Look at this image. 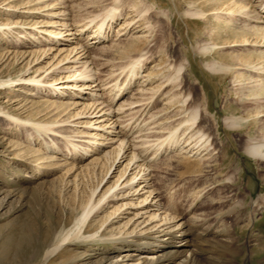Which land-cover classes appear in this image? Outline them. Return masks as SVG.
Returning a JSON list of instances; mask_svg holds the SVG:
<instances>
[{
    "label": "bare ground",
    "instance_id": "obj_1",
    "mask_svg": "<svg viewBox=\"0 0 264 264\" xmlns=\"http://www.w3.org/2000/svg\"><path fill=\"white\" fill-rule=\"evenodd\" d=\"M138 1L139 5L135 3L128 5V1L123 2L125 4L123 5L121 0H111L108 5L103 3L102 10L97 11L96 8V11L93 10L95 12L92 11L89 16L85 17L86 19L83 17L78 20H75V14L66 9H60L58 12L50 10V12H53L44 14L57 16L58 19H50L42 24L44 27H35L36 25L33 24L26 26L22 22H19L21 23L19 26H12L11 22H6L4 28L0 26V37L1 34L5 36L4 41L8 42V45L17 47L21 56L33 54L35 56L34 60L37 61L42 56L44 57L40 60L46 57L55 58V61L51 63L49 61L48 66L35 67L31 74L29 73L30 68L26 67L27 69L24 70L22 76L0 79V88L18 81L16 84L32 86L29 88L32 92H28V94H32L34 90L37 94L41 88L45 87L44 89L48 90L46 95L52 97L47 99V106L58 114L61 112L65 114L58 121L59 126H74L73 132L79 137L71 140L68 138L69 141H67L65 133L68 127L64 128L65 131L56 130V127H53L55 122L25 120L0 108L1 119L22 126L25 137L31 145L40 143V145H45L46 148L50 146L54 149L52 151L50 149V151L53 153L52 158H57L54 162L55 166L66 167L67 173L76 172L75 174H79L80 171L89 167L88 164L100 167L103 172L99 182L92 189L88 202L82 206L81 213L75 218L71 226L57 235L56 240L58 242L46 251L45 256H51L68 241L82 238L88 243L96 240L113 245L109 248L97 245L102 250H107L103 254L100 264H235L236 255L242 253V251L247 252L249 260L253 259V262L255 261L250 264H264V230L259 226L261 218H257L259 214L264 213V194H260L250 201L247 211L243 209L246 207L241 204H231L227 209L222 210L223 217L234 214L236 224L246 221L248 233L242 241L239 236V231L242 232L243 230L242 227L234 229V233L237 234L235 235L231 233L232 231H229L231 227L229 228L228 224V227H219L216 223L219 219L218 221L214 219L212 222L204 221L211 218L208 217L207 211L202 213L196 211L201 205L206 206L217 202L214 199L211 201L206 199L200 204L197 203L202 192L206 194L210 188L205 189L204 187L196 191L197 195L194 196L190 206L193 211L190 216V224H188L184 221L179 222L182 217L176 213L177 211L174 212L175 209L173 210L169 200L167 203L160 199L159 190L153 185L152 177L156 167L155 160L158 153L161 152L160 147H152L153 144H149L145 137L139 141L140 135H142L139 132L147 124V126L150 125V127H146L149 131L154 127L163 128L165 126L164 123L167 120H161L157 117L160 114L151 112L150 109L157 102L158 97H162L161 100L167 99L164 104L170 106L176 101L174 95L177 96L178 94L170 95L171 87L165 91L164 89L165 86L172 83V79L178 78L175 74L182 69L186 59L183 60L180 66L176 67L174 73L163 75L164 78L162 76V79L157 80L155 76L157 74L153 75V70L149 71V68L155 67V64L151 67L146 64L150 61L148 58L150 55H147V53L150 52L148 51L149 46L153 44H150L153 39L150 37L154 25L149 23L150 20L148 21L146 15L153 5L146 2V0ZM214 1H216L218 9L217 12H213L214 17L222 23L225 22V25L226 23L232 24L231 28L239 33L238 37H241L240 45L246 47H242L243 51L239 50L241 52L237 55L231 54L228 63H223L222 60H213L208 63V67L212 71L234 72L238 77L237 81L240 82H237L241 85H239L240 89L242 91L245 89L247 90L246 94H250V97L241 94L243 98L252 99L251 94L256 95L257 98L264 93V0ZM62 2L63 0L45 2L41 6L33 7L37 8V11L28 12L40 13L42 6L53 8L58 7ZM216 3H214V6ZM204 11L206 10L195 9L191 11V14L205 17L207 12ZM222 12L225 16L221 14ZM11 14H13V11ZM158 14L167 16V13L163 11H158ZM113 23L118 25L115 36L129 34L127 45L124 43L126 46L123 47L124 51L122 50V52H127V61L125 60L126 63L120 67L121 71L119 72L120 75L122 72L124 75L122 82L119 81V74L112 79L113 72L106 77L107 80L99 77L97 75L99 67H96L94 63V59L97 57L92 53L91 44L98 45L112 39L113 31H115ZM235 31L233 30V33ZM136 32L141 33L137 34ZM5 33H8V35L6 36ZM234 35L236 34L234 33ZM117 38L114 40H117ZM142 39L144 40L142 45H134L135 42ZM113 43L112 40L111 45ZM116 44L122 45L123 43L118 42L113 45L116 46ZM228 44L230 46L234 45ZM213 46V43L208 45L206 51L213 48ZM101 47H105V45H101ZM112 48L115 49L114 46ZM222 51L224 50L222 49ZM62 54L63 56L59 58ZM37 72L39 73L36 74ZM55 73L57 75H53ZM147 84H150V86H147ZM133 86L137 87L134 89L135 91H133ZM85 88H90L88 92L89 99L91 98L90 102L82 100ZM147 93L150 94L147 95ZM107 94L109 98L106 99V103L105 96ZM126 95L127 97H125ZM80 104L82 106L78 109ZM260 104L254 106L253 111L256 112L254 115H251L252 109L247 108L245 104V108H243L246 109V113L236 119L243 121L255 117L254 120H258L259 116L264 117V104ZM188 108L183 105L181 108L183 115L180 119L181 125L184 123L186 125H183L185 130L181 133V136L186 137L188 141L182 144L180 142L181 137L178 139V134H174V137L169 140V150L193 152V154L203 152L202 156L210 154L209 139L205 138L203 133H200L201 130L196 124L197 111L195 110L198 109ZM149 111L151 113L145 118L144 116ZM81 117L84 119L82 120ZM140 123L142 124L140 125ZM180 127L175 129L178 130V133ZM136 128H139L137 132L139 134L133 136L135 130H137ZM34 131H37V134H34ZM146 131L145 133H147ZM51 133L54 136L56 135V138L55 140L52 139V143H49L48 134ZM64 136L66 142L57 141L58 138ZM192 140H196L195 143L192 144ZM114 143L116 144L114 145ZM245 149L257 159H260L261 164L264 166V131L259 136L249 137ZM31 151L35 152L36 150ZM148 151H150L149 155ZM87 160L89 162L86 163ZM115 174L116 178L111 181L109 178ZM107 175L109 178H106L102 184ZM32 177L30 176V179H33ZM101 184L102 186L97 192ZM10 192L6 194L8 197L12 195V192ZM229 195L231 196V194ZM228 198L224 199L228 200ZM223 200L218 201L223 203ZM105 208H110V210L102 223L98 225L95 232L88 233V228L85 225L86 220L89 216H94L99 211L105 210ZM125 214L132 215L123 224L130 223L129 227L133 225L130 230L128 228L125 230L116 228L117 230H111L107 236H103L102 233L96 235L98 229L104 223L112 225L120 219L128 217L124 216ZM89 245L91 246L90 243Z\"/></svg>",
    "mask_w": 264,
    "mask_h": 264
},
{
    "label": "rangeland",
    "instance_id": "obj_2",
    "mask_svg": "<svg viewBox=\"0 0 264 264\" xmlns=\"http://www.w3.org/2000/svg\"><path fill=\"white\" fill-rule=\"evenodd\" d=\"M50 1L54 2L56 0H0V26L4 28L6 22H11L12 26H19L21 25L19 22H22L26 26L33 24L36 25L35 27H44L42 24L50 19H58L57 16H49L44 13L58 12L60 9L72 12L75 14V20H78L89 16L96 8L97 11L102 10L104 4L108 5L111 2V0H108L109 2L106 0H63L58 7L42 6L40 13L28 12L37 11L38 9L33 7L41 6L45 2ZM93 1L95 2L93 3ZM121 1L122 3L128 1V5L134 3L139 5L138 0ZM146 2L153 5V10L151 8L149 13L147 12L149 15L147 14L146 16H148V21L150 20L149 23L154 25L152 29L155 30H152L155 33L154 35L152 33L150 37L151 39L153 38L152 41L150 40V44H153L149 46L148 51L150 52L147 53V55H150V57L148 56L150 61L146 64L149 67L153 64H155V67L157 66L156 68H149V71L153 70L152 74H157L155 76L158 80L163 75L174 73L176 67L180 66L183 60L186 59L182 69L175 74L178 78L172 79L174 82L172 81L164 89L165 91L171 87L169 94H178L177 96L174 95L176 100L173 102L174 104L172 103L171 106L164 104L167 99L161 100L162 97H158L157 102L150 109L151 112L160 114L156 116L161 120H167L164 123L165 126L163 128L154 127L149 131L146 127H150V125L147 126V124L139 132L142 134L139 141L145 137L149 144H153L152 147H160L161 152L160 154L158 153L155 160L156 167L152 177L153 185L159 190L160 199L167 203L170 201L169 204L173 206V210L175 209L174 212L177 211L176 213L182 217L179 222L184 221L188 224H190V216L193 211L190 206L194 196L197 195L196 191L204 187L205 189L210 188L206 194L202 192L200 199H198L199 202H196L200 204L206 199L210 201L214 199L217 202L206 206L201 205L196 211L198 213L208 212V217L211 218L204 220L206 222H212L214 219L218 221L219 219L216 222L219 227H224L228 224L229 228L231 227L229 230L232 231L231 233L235 232V228L239 229L242 227V232L239 231L240 234H238L244 241L248 233L246 221L236 224L234 214L223 217L222 210L227 209L231 204H241L246 207L243 209L247 211L248 203L260 194H264V166L261 164L260 159H257L245 149L249 137L259 136L264 131V117L259 116L258 120H254V116V119L251 118L250 120L238 121L236 119L246 113L245 104L247 108L252 109L253 114L251 112V115H254L256 113L253 111L254 106L256 107L261 102V104H264V93L257 98L255 97L256 95L251 94L252 99L249 98V100L248 98H243L247 90L244 89L243 92L240 89L241 85L238 84L240 82L237 81L238 77H236V74L232 71H212L209 69L208 63L213 60H222L223 63H228L231 54L237 55L246 46L240 45L241 37H238L239 33H236L237 31L231 28L232 24L226 23L225 25V22L222 23L214 17L213 12L218 11L217 3L214 0H146ZM214 3H216L215 6ZM64 4L65 6H63ZM123 5L125 4L123 3ZM192 9H204L206 10L204 12L207 13H205V17L193 15L191 14ZM50 10L53 11L50 12ZM12 11L13 14H11ZM158 11L166 12L167 16L158 14ZM221 14L225 16L223 12ZM117 28V23H113L115 31H113L112 39L98 45L91 44L92 53L97 57L94 59L95 66L99 67L97 75L105 80L112 72L114 73L112 79L116 77L121 71L120 67L127 61V52H122V50L124 51L123 47L127 45L129 34L115 36ZM14 30L16 31V28ZM233 30L236 35H234ZM136 33L140 34L141 32ZM5 34L6 36L8 35V33ZM230 36L235 38L233 39ZM116 37H118L117 40H114ZM5 38L1 34L0 79L22 76L27 68H30L29 73L31 74L35 67L48 66L49 61L50 63L55 61V58L49 57L40 60L44 56L37 61L34 60L35 56L33 54L23 57L17 47L8 45V42L4 41ZM112 40L113 44L118 42L123 44H116V46L118 45L116 47L113 44L111 45ZM234 40H237V43ZM143 41L142 39L135 42L134 45L140 46ZM212 43L214 44L213 48L206 51V47ZM228 43L235 46H230ZM101 45L107 46V49L101 47ZM113 46L115 49L112 48ZM62 56L63 54L59 58ZM227 58L229 60H226ZM53 75H57V73ZM123 79L124 75L122 72L121 75L119 74V81L122 82ZM17 82L15 81L12 85L0 88L1 109L25 120L55 122L53 127H56V130L65 131L64 128L68 127L69 131L67 129V132H64L67 141H69L68 138L71 140L79 137L73 132L74 126H59L60 123L58 121L65 114L63 112L58 114L47 106V99L52 97L51 95H46L48 90L44 89L45 87L41 88L37 94L35 90L32 94H28V92H32L29 89L32 86L16 84ZM147 86H150V84H147ZM132 88L135 91L134 89L137 87L133 86ZM84 91L82 100L90 102L91 98L89 99L90 95L88 93L90 88H85ZM149 94L147 93V95ZM246 96L250 97V94H246ZM262 97L263 99H261ZM108 98L109 95L107 94L105 96L106 103ZM259 100L260 102H258ZM183 105L193 110L198 109L195 110L197 111L196 124L201 130L200 133H203L204 137L209 139L210 154L202 156L203 152L193 154V152L169 150V140L174 137V134H178V139L181 137L182 140L180 139V142L182 144L188 141L186 137L181 136V133L185 130L184 126H186L185 123L182 125L180 123L183 115L181 112ZM81 106L80 104L78 109ZM179 106L181 107L180 109ZM150 111L144 116L145 118L151 113ZM1 118L0 264H100L103 254L107 250L104 251L97 245H102L104 248L113 246L108 242L93 240L89 242L90 246L87 241L77 238L63 244L61 248L49 257H46L45 253L54 243L58 242L56 240L57 235L71 226L75 218L81 213L82 206L88 202L92 189L102 177L101 168L98 166L94 167V164H88L89 167L80 171L79 174H75L76 172L67 173L66 167L55 166L54 162L57 158H52L53 153L51 152L54 149L50 148V146L46 148L45 145H40V143L31 145L25 137L22 126ZM81 119L83 120L84 118L81 117ZM232 121L234 122L232 123ZM179 126H181V129H179L178 133V130L176 131L175 129ZM135 131L133 136L139 134L137 133L139 128ZM35 133L37 134V131H34ZM66 137L58 138L57 141L66 142ZM55 138L56 135L48 134L49 143H52V139L55 140ZM195 141L192 140V144ZM31 148L36 151H31L33 150ZM149 152L148 155L150 154ZM30 176H33V179H30ZM106 178H109V176L105 177L102 184ZM114 178H116V174L109 179L113 181ZM8 192L12 194H10V197L6 195ZM223 197L229 198L225 200ZM218 200L220 202L223 200L224 202L219 203ZM109 210L110 208H105V210L99 211L96 215L89 216L85 222L88 233L95 232ZM124 216L128 217L120 219L112 225L104 223L98 229L96 235L102 233L103 236H107L111 230L116 228L121 230L128 228L130 230L133 225L129 227L130 223L127 225L123 224L132 215L125 214ZM257 218H261L259 226L264 230V213L259 214ZM103 229L105 230L103 231ZM234 234L237 235L236 233ZM235 258V264L255 262H253V259L249 260L246 251H242Z\"/></svg>",
    "mask_w": 264,
    "mask_h": 264
}]
</instances>
